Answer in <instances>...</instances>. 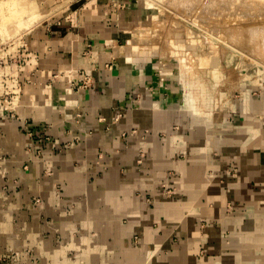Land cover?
Wrapping results in <instances>:
<instances>
[{
	"label": "crops",
	"instance_id": "1",
	"mask_svg": "<svg viewBox=\"0 0 264 264\" xmlns=\"http://www.w3.org/2000/svg\"><path fill=\"white\" fill-rule=\"evenodd\" d=\"M69 9L27 38L38 57L28 65H39L43 82L70 65L89 82L75 90L56 80L42 89L47 97L37 89L22 100L20 117L7 115L2 143L20 191L0 211V255L18 251L13 264H264L255 227L264 220V122L248 130L254 141L246 128L235 143L221 124L214 136L190 130L113 42L138 0H75ZM169 170L172 198L159 189Z\"/></svg>",
	"mask_w": 264,
	"mask_h": 264
},
{
	"label": "rangeland",
	"instance_id": "2",
	"mask_svg": "<svg viewBox=\"0 0 264 264\" xmlns=\"http://www.w3.org/2000/svg\"><path fill=\"white\" fill-rule=\"evenodd\" d=\"M74 1L0 0V157L7 164L4 168L0 163V211L4 212L11 205V197L20 191L16 167L10 166L14 155L2 143L7 115L20 117L22 100L38 94L37 89L39 95L47 97L42 89L56 80L69 83L75 90L89 82L87 75L79 80L82 70L71 65L55 69L43 82L38 79L39 65H28L30 58L38 57L29 51L34 47L27 38L45 32L47 22L70 11ZM33 12L41 14L37 21ZM120 30L121 37L113 42L132 55V66L145 89L162 105H171L174 114L185 117L190 130H206L214 136L221 124L223 134H227L224 140L235 143L244 128L248 139L252 136L255 140L254 130H248L255 124L260 131L264 122V0H138L130 26L125 32ZM232 128H238V134L229 131ZM149 132L144 129L145 134ZM166 132L168 128L158 132L157 139L165 140ZM208 141L216 151L215 141ZM176 177V171L169 170L159 186L171 198L178 193ZM199 226H205L204 220ZM255 227L258 233L264 232V220H257ZM19 259L16 250L3 252L0 264Z\"/></svg>",
	"mask_w": 264,
	"mask_h": 264
},
{
	"label": "bare ground",
	"instance_id": "3",
	"mask_svg": "<svg viewBox=\"0 0 264 264\" xmlns=\"http://www.w3.org/2000/svg\"><path fill=\"white\" fill-rule=\"evenodd\" d=\"M18 6V5H17ZM22 7H24V5H22ZM26 7V6H25ZM11 8V7H10ZM18 8V7H17ZM14 10V9H13ZM20 10V9H19ZM22 10V9H21ZM25 9L23 8V11H24ZM20 14H22L21 12H20ZM19 17V16H18ZM18 17H17V19H18ZM21 17V16H20ZM13 18V17H12ZM19 21H20V19H19Z\"/></svg>",
	"mask_w": 264,
	"mask_h": 264
}]
</instances>
